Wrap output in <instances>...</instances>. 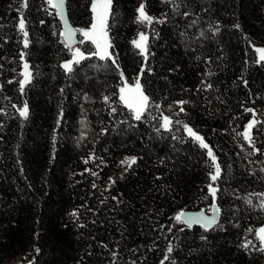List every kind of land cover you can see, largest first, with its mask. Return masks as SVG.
Masks as SVG:
<instances>
[{"label": "trees", "instance_id": "obj_1", "mask_svg": "<svg viewBox=\"0 0 264 264\" xmlns=\"http://www.w3.org/2000/svg\"><path fill=\"white\" fill-rule=\"evenodd\" d=\"M176 2L178 10L167 0H112L108 32L119 68L91 57L66 74L61 65L71 52L55 10L29 0L24 49L21 0H0V264L22 256L31 264H264L255 234L264 225V155L248 156L236 134L252 118L245 109H254L262 123L253 136L264 150L257 131L264 128V62H255L253 48L264 47V0ZM141 3L165 22L138 23ZM91 7L92 0H67L77 29L91 25ZM141 31L149 34L144 91L212 146L222 167L215 200L206 150L182 127L157 132L158 122L133 120L119 99L123 82L144 66L132 43ZM21 52L33 71L23 94ZM180 100L189 103L176 117ZM24 101L26 120L16 110ZM130 157L132 167L120 163ZM213 204L221 223L212 231L174 219Z\"/></svg>", "mask_w": 264, "mask_h": 264}, {"label": "snow or ice", "instance_id": "obj_2", "mask_svg": "<svg viewBox=\"0 0 264 264\" xmlns=\"http://www.w3.org/2000/svg\"><path fill=\"white\" fill-rule=\"evenodd\" d=\"M167 2L176 4L177 10L179 8V4L176 0H167ZM47 5L54 9L56 15L60 17L64 24V30L61 35L64 37L62 41L65 44V47L68 48L71 52L72 58L68 61L62 63L61 67L64 69L66 74H71L75 71L74 66L80 65V63L86 59L91 57H98L100 60H110L113 65L117 64L116 58L113 53L110 51L112 45L108 38V19L111 11L112 0H92V12L94 14V21L91 24L90 28L88 29H73L69 26L68 15H67V0H46ZM29 7V0H21L20 8L17 10L19 13L18 18V31L22 34V44L23 48L27 49L29 47V31H28V22L24 16V9ZM138 16L137 21L138 23L144 25H152L153 22L156 23H164V19H156L149 15L145 10V4L141 3L139 8L137 9ZM191 13L185 12L183 13L184 16H188ZM43 23V21L41 22ZM195 23V21H193ZM239 27V25H236ZM77 31H79L80 35L84 38L79 41L75 40V36ZM219 31V28L216 29ZM203 35V33H201ZM85 42H91L94 45V50L87 51L82 50L80 47H74V44L78 43L83 45ZM135 48H137L140 54L144 58V66L141 68L139 75L135 79L134 86L129 85L125 80L123 86L119 89V99L124 104V106L128 109L131 118L135 121H156L159 124V127H155L157 132H160L163 129L166 132H172L173 128L175 127L179 130L180 127L184 129L187 136L190 137L194 142L198 143L199 147L206 150V154L209 158V179L210 183L207 185L209 195L213 197L215 200L217 196V192L220 191L216 182L221 178L222 175V167L219 157L213 151L212 146H210L206 141L205 138L199 134V132L189 124L184 123L179 119H174L173 116L165 115L163 111H161V105L156 103L151 99L149 95H147L144 91L143 85L141 84V77L143 76L145 70H149L148 68V57H149V35L141 31L138 33V39L132 41ZM254 52L257 54L258 59L255 61L256 63L264 62V47H257L253 45ZM26 53H20V59L23 61L22 71L19 73L21 77L18 81L19 84V91L23 94L27 85L31 84L33 80V71L31 69L30 64L25 59ZM211 74V73H210ZM121 76L123 77V72L121 71ZM8 83H13V81H8ZM247 84V81H245ZM3 85H0V89H2ZM207 88H212V85L209 83L206 85ZM103 100L105 103L110 101L109 96H104ZM189 103L188 101L180 100L175 101L174 104L179 107V111L174 113V116L178 117L181 113H185L184 105ZM173 105H168V110H171ZM152 109H156L157 114L154 115ZM17 112L19 117L23 119H27L29 116V106L26 101L23 102L22 106L17 107ZM2 111V110H0ZM112 113L116 112V108L111 109ZM246 112L252 113L251 120L245 125V128L242 132L236 133L243 141L246 142L248 147L251 149L247 153L248 156L253 155H264V150L258 148L256 146L257 140L253 136V129L256 128L258 124L262 122L257 119V113L254 109L247 108L245 109ZM6 114V113H4ZM102 131L106 132L107 129H103ZM235 131V130H234ZM257 131H264V128H258ZM177 137L174 135L173 139ZM95 158V157H92ZM88 161H85L87 163ZM121 164H126L127 167H132L133 164L136 163L135 157L127 158L120 162ZM252 163V161H250ZM230 167V166H229ZM90 171V170H89ZM261 172H264V167L260 169ZM96 175V173H92ZM111 184L115 183V180L109 178ZM95 187V185H93ZM261 197H264V193L258 194ZM115 199V198H114ZM247 203L249 205L252 204V199H247ZM261 209H264V199H261L258 205ZM212 217L209 218L203 214H186L184 212H180L177 214L174 219L177 223L184 224L187 227L191 228L193 225H201L206 230L210 228L212 225L216 223V216L219 213V207L216 204L212 206ZM183 230V229H181ZM249 232H252V229H248ZM256 238L260 241L261 247L260 251L264 252V227L259 228L256 230ZM252 244V241H246L242 244V247L248 248L249 245ZM39 251V249H37ZM168 253L173 252V248L170 245L167 249ZM116 255L115 253L113 254ZM165 260L169 259V256L164 257ZM163 264V261L161 262Z\"/></svg>", "mask_w": 264, "mask_h": 264}, {"label": "rangeland", "instance_id": "obj_3", "mask_svg": "<svg viewBox=\"0 0 264 264\" xmlns=\"http://www.w3.org/2000/svg\"><path fill=\"white\" fill-rule=\"evenodd\" d=\"M112 7V6H111ZM91 10H92V7H91ZM111 13V11H110ZM93 14V12H92ZM109 18H110V15H109ZM94 21V14H93V19H92V23ZM91 23V24H92ZM108 23H109V19H108ZM91 26V25H90ZM90 26L88 28H90ZM88 28H81V29H88ZM79 30V29H78ZM79 32V31H78ZM107 32H108V29H107ZM148 34V32H146ZM149 35V34H148ZM108 38H109V41L111 43V39H110V35H109V32H108ZM81 39H84L80 33H79V40ZM135 39H138V35L136 36ZM134 39V40H135ZM112 45V43H111ZM76 47H80L82 50H87V51H92L94 50V45L91 44V42H85L83 45H80L78 44ZM110 51L112 52V48L110 49ZM72 58V56L70 57V59ZM69 59V60H70ZM68 61V60H67ZM125 83V81L123 82V84ZM129 85H133L134 86V83H135V80L133 82H127ZM123 84L121 86H123ZM212 210L208 211V213H211ZM264 227V225L262 226ZM261 228V227H260ZM257 239V238H256ZM258 240V239H257ZM259 241V240H258ZM260 242V241H259ZM8 264H31V260L28 256H22V257H18V258H15L14 260H12L11 262H9Z\"/></svg>", "mask_w": 264, "mask_h": 264}, {"label": "water", "instance_id": "obj_4", "mask_svg": "<svg viewBox=\"0 0 264 264\" xmlns=\"http://www.w3.org/2000/svg\"><path fill=\"white\" fill-rule=\"evenodd\" d=\"M67 15H68V21H69V26L73 29H77L70 21V18H69V14H68V9H67ZM60 22H61V26H62V32L64 30V24H63V21L60 19V17L58 16ZM78 30V29H77ZM63 40H64V37H63ZM75 40L76 41H79V32L77 31L76 33V36H75ZM78 45V43L74 44V47H76ZM184 213L186 214H203L209 218L212 217L213 213H208L207 211L205 210H199V211H184ZM221 223V212L219 210V213L217 214L216 216V223L214 225H212L210 228H208L207 230L202 227L201 225H193L191 228H194V227H200L202 229H204L205 231H212L213 229H215L216 227H218ZM186 226V225H185Z\"/></svg>", "mask_w": 264, "mask_h": 264}]
</instances>
